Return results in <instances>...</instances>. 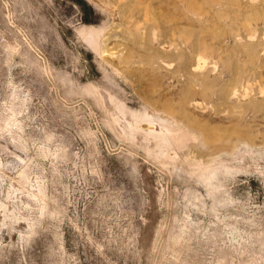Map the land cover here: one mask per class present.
Returning <instances> with one entry per match:
<instances>
[{
  "label": "rangeland",
  "instance_id": "rangeland-1",
  "mask_svg": "<svg viewBox=\"0 0 264 264\" xmlns=\"http://www.w3.org/2000/svg\"><path fill=\"white\" fill-rule=\"evenodd\" d=\"M0 264H264V0H0Z\"/></svg>",
  "mask_w": 264,
  "mask_h": 264
},
{
  "label": "bare ground",
  "instance_id": "bare-ground-1",
  "mask_svg": "<svg viewBox=\"0 0 264 264\" xmlns=\"http://www.w3.org/2000/svg\"><path fill=\"white\" fill-rule=\"evenodd\" d=\"M150 34V33H149ZM92 37V34L91 35H89L88 36V38H87V41H88V43L90 44V45H92V47L94 46V40H93V38H91ZM96 44V43H95ZM97 45V44H96ZM112 101H113V99H112ZM115 104H117L116 106H117V109L120 111V112H124V109L125 108H123V106L120 104V103H118V102H116ZM129 115V114H128ZM129 117H130V120H132V123H136L135 124V126L139 123V122H144V123H147V124H152V122L153 121H155V120H158L157 122H159L165 129H167L168 128V125H169V123H168V121H167V119H162V118H157V117H155V116H151V115H149L146 111H144L143 113H141L140 115H138V116H134L132 113L129 115ZM126 118V117H125ZM139 124H141V123H139ZM205 132V131H204ZM207 132V131H206ZM138 133V132H137ZM146 133V132H145ZM208 135V138L210 139V134H207ZM178 136V135H177ZM213 136H215V135H213ZM182 140V139H181ZM180 143V142H179Z\"/></svg>",
  "mask_w": 264,
  "mask_h": 264
}]
</instances>
